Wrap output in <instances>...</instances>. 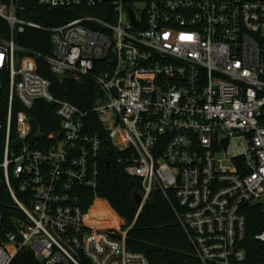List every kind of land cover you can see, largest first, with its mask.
<instances>
[{"label": "built area", "instance_id": "2783aa9c", "mask_svg": "<svg viewBox=\"0 0 264 264\" xmlns=\"http://www.w3.org/2000/svg\"><path fill=\"white\" fill-rule=\"evenodd\" d=\"M36 1L77 16L48 27L0 0V264L26 251L38 264H152L128 248L135 222L85 209L112 149L141 181L139 212L162 193L202 264H264L247 248V209L264 211V0ZM26 28L49 32L51 53L19 43ZM42 65L92 80L94 105L56 97ZM40 100L61 120L47 136L28 114Z\"/></svg>", "mask_w": 264, "mask_h": 264}, {"label": "trees", "instance_id": "16d2710c", "mask_svg": "<svg viewBox=\"0 0 264 264\" xmlns=\"http://www.w3.org/2000/svg\"><path fill=\"white\" fill-rule=\"evenodd\" d=\"M17 14L29 21H35L48 27L66 23L75 18L74 9L50 8L38 4L36 0H15ZM8 29V24L3 23ZM10 28L7 30L9 34ZM18 42L37 51L51 53L50 33L26 28ZM41 73L51 80L52 92L60 99L75 103L82 108H91L100 91L90 79L76 80L69 76H58L42 65ZM0 88V116L6 122L9 112V83L6 74H2ZM22 108L14 107L13 137L17 134L16 115ZM34 121L35 132L44 136L61 128V120L55 107L44 100L37 101L28 111ZM4 140L0 139V161L3 157ZM118 154L108 150L103 155L102 184L97 193L87 192L85 209L100 218L102 224L113 223V218H122L127 225L135 222L128 234L127 245L130 250L145 254L152 264H202L181 226L173 205L162 193H155L139 212L136 195L142 194L140 179L131 178L122 166L116 164ZM111 162V166L108 165ZM107 210V211H106ZM104 215L101 218L99 215ZM108 215V216H106ZM248 241L247 248L254 262H264V244L255 240V234L264 231V211L255 205L247 209ZM98 216V217H97ZM14 264H38L32 252L20 254ZM86 264H92L86 262Z\"/></svg>", "mask_w": 264, "mask_h": 264}, {"label": "water", "instance_id": "95a60500", "mask_svg": "<svg viewBox=\"0 0 264 264\" xmlns=\"http://www.w3.org/2000/svg\"><path fill=\"white\" fill-rule=\"evenodd\" d=\"M109 166H110V163L108 164ZM136 202H137V204L140 206L141 205V203H142V195L140 194V193H138L137 195H136Z\"/></svg>", "mask_w": 264, "mask_h": 264}, {"label": "rangeland", "instance_id": "374dc122", "mask_svg": "<svg viewBox=\"0 0 264 264\" xmlns=\"http://www.w3.org/2000/svg\"><path fill=\"white\" fill-rule=\"evenodd\" d=\"M107 211V210H106ZM95 212H98V210H93V213H95ZM96 214V213H95ZM102 216V217H101ZM106 216H108V215H106ZM98 217V216H97ZM99 217H101V218H103V217H105L104 215H99ZM95 220H98V221H100V218H96L95 217ZM120 221H124V220H118L117 222L119 223ZM101 224V223H100Z\"/></svg>", "mask_w": 264, "mask_h": 264}, {"label": "bare ground", "instance_id": "6f19581e", "mask_svg": "<svg viewBox=\"0 0 264 264\" xmlns=\"http://www.w3.org/2000/svg\"><path fill=\"white\" fill-rule=\"evenodd\" d=\"M113 221H115V218H113Z\"/></svg>", "mask_w": 264, "mask_h": 264}]
</instances>
